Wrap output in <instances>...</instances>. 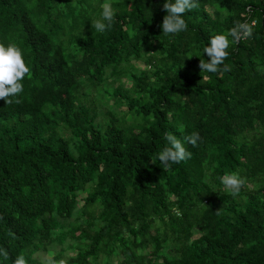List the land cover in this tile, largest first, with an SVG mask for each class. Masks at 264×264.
I'll use <instances>...</instances> for the list:
<instances>
[{
    "label": "trees",
    "instance_id": "16d2710c",
    "mask_svg": "<svg viewBox=\"0 0 264 264\" xmlns=\"http://www.w3.org/2000/svg\"><path fill=\"white\" fill-rule=\"evenodd\" d=\"M164 2L0 0V44L31 69L0 100V264H264V0H198L167 36ZM237 20L252 36L202 73ZM166 132L191 157L164 171ZM233 172L236 197L218 179Z\"/></svg>",
    "mask_w": 264,
    "mask_h": 264
},
{
    "label": "clouds",
    "instance_id": "9594fccd",
    "mask_svg": "<svg viewBox=\"0 0 264 264\" xmlns=\"http://www.w3.org/2000/svg\"><path fill=\"white\" fill-rule=\"evenodd\" d=\"M100 7L102 11L99 14V18H94L91 21V26L95 32L104 33L111 29L115 13L108 2L101 4ZM198 7V0H165L162 10L167 15L163 17V22L160 26L162 35H175L182 31H187L188 25L183 16L186 12ZM255 23V20L251 24L237 20L226 34H217L211 37L208 46L203 49V53L207 54L209 59H200L199 61V68L202 73H217L221 70V65L224 66V70H228V66L224 62L229 55L227 51L230 46L229 37L235 43H239L242 39L250 38ZM30 72L31 69L26 64L23 53L16 44L12 43L7 47L4 44H0V100H4L7 105L13 103V100L9 98L16 97L22 93V81L27 75H30ZM203 79H207V77H203ZM15 102L19 103V100ZM164 138L168 144L158 153V159L163 165L164 171H167L172 164H178L189 159L191 153L186 150L181 140L171 132H166ZM184 139L193 147H197L201 137L199 132H192ZM218 179L233 197L238 196L245 185V180L234 172L226 173L218 177ZM217 214H219V211ZM0 255L7 258V250H0ZM37 255L39 256L40 264H67L66 259L59 261L51 259V253ZM13 264H27L25 256L23 254L18 255Z\"/></svg>",
    "mask_w": 264,
    "mask_h": 264
},
{
    "label": "rangeland",
    "instance_id": "374dc122",
    "mask_svg": "<svg viewBox=\"0 0 264 264\" xmlns=\"http://www.w3.org/2000/svg\"><path fill=\"white\" fill-rule=\"evenodd\" d=\"M127 85H128V83H127ZM194 236L196 237V234H194Z\"/></svg>",
    "mask_w": 264,
    "mask_h": 264
}]
</instances>
